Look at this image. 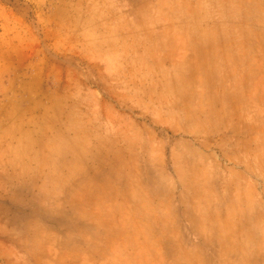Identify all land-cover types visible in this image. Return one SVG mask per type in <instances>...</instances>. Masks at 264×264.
<instances>
[{
  "label": "rangeland",
  "instance_id": "1",
  "mask_svg": "<svg viewBox=\"0 0 264 264\" xmlns=\"http://www.w3.org/2000/svg\"><path fill=\"white\" fill-rule=\"evenodd\" d=\"M0 264H264V0H0Z\"/></svg>",
  "mask_w": 264,
  "mask_h": 264
},
{
  "label": "crops",
  "instance_id": "2",
  "mask_svg": "<svg viewBox=\"0 0 264 264\" xmlns=\"http://www.w3.org/2000/svg\"><path fill=\"white\" fill-rule=\"evenodd\" d=\"M215 109H219V107H216ZM234 109V107H231V110H233ZM238 109H241L240 107H237V110ZM236 110V109H235ZM216 140H218V139H213V141H212V145L210 146V149H211V151H208L207 149H206V147H205V144L206 143H204L203 144V147L200 145L199 146V150H201L202 152H204L205 154L206 153H208V154H206V155H208V157H210V158H212L211 157V154L213 155V157L214 158H216V159H219L220 161H219V163H221V164H223V162H224V159L225 158H233V159H235V158H239L240 157V155H236V154H233L232 155V153H227V152H225L223 149H217L216 148V143H215V141ZM215 143V144H214ZM219 144V143H218ZM208 157H207V160H208ZM241 158H245V156L244 155H242L241 156ZM206 160V159H205ZM212 160H214V159H212ZM226 160V159H225ZM215 161V160H214ZM223 161V162H222ZM202 164H204V163H202ZM230 168H228V169H225V170H230V169H233V170H239V171H245L246 170V168H242L241 169V167L240 168H238V167H236V164H234L233 166H229ZM207 169H209V168H207ZM216 205V204H215ZM200 206V205H199ZM201 206H205L204 204H202ZM210 206H214V203H211V205H209V207ZM216 207H218V206H216ZM222 207V206H221ZM144 251H150L149 249H147V250H144Z\"/></svg>",
  "mask_w": 264,
  "mask_h": 264
}]
</instances>
